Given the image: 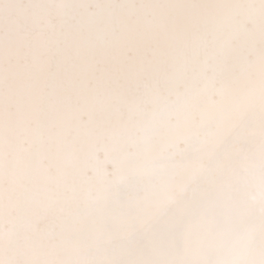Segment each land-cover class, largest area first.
I'll return each instance as SVG.
<instances>
[{
	"label": "snow or ice",
	"instance_id": "6c2138e0",
	"mask_svg": "<svg viewBox=\"0 0 264 264\" xmlns=\"http://www.w3.org/2000/svg\"><path fill=\"white\" fill-rule=\"evenodd\" d=\"M0 264H264V0H0Z\"/></svg>",
	"mask_w": 264,
	"mask_h": 264
}]
</instances>
